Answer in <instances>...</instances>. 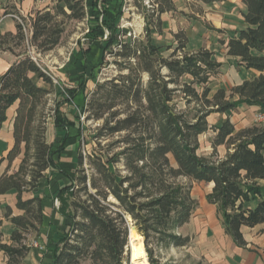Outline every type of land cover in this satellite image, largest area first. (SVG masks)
<instances>
[{
	"label": "trees",
	"instance_id": "1",
	"mask_svg": "<svg viewBox=\"0 0 264 264\" xmlns=\"http://www.w3.org/2000/svg\"><path fill=\"white\" fill-rule=\"evenodd\" d=\"M159 1L170 8L171 0L155 3ZM55 2L30 16L29 35L21 23L16 33L1 34L0 51L13 53L28 44L39 53L51 52L65 33L61 19L83 22L88 10L97 14L104 8L103 19L90 23L89 41L105 53L102 59L114 55L122 60L116 64L128 73L104 83L95 81L93 92L86 86L88 75L82 74L78 86L67 90L54 86L52 77L26 52L0 77V127L17 104L10 166L23 156L16 173L0 178V195L16 194L17 209L23 212L13 217L7 209L12 243L0 245L7 264H24L31 251L29 237L39 236L45 219L43 199L36 196L38 184L59 176L67 183H54L52 198L67 224L65 230L54 229L52 264H130L128 219L145 241L148 264H162L153 246L184 248L191 243L179 231L190 223L199 204L191 186L182 182L185 179L213 185L207 202L216 207L226 234L245 247L242 229L264 225V125L237 130L229 116L214 126L208 118L214 113L230 115L240 106L264 111V0H244L245 29L226 43L230 57L259 75L230 91L213 87L223 66L215 53L189 52L184 33L176 35V48L159 46L152 37V17L146 40H124L127 34L119 28L122 0H91L90 5L86 0ZM158 12L164 9L159 7ZM157 22L160 26V19ZM144 75L149 77L146 86ZM54 91L58 101L47 114L46 99ZM79 93L84 94V103L68 111ZM179 93L186 109L175 102ZM86 114L85 120L104 121L91 139L98 145L91 153L77 141L89 145L81 122ZM51 121L60 130L58 142L49 141ZM72 129L77 138L71 137ZM210 131L215 134L213 154L205 157L199 153L200 137ZM116 136L120 139L102 147ZM76 146V157L67 161L65 152ZM221 147L226 149L223 158L218 157ZM31 193L35 196L25 199Z\"/></svg>",
	"mask_w": 264,
	"mask_h": 264
},
{
	"label": "crops",
	"instance_id": "2",
	"mask_svg": "<svg viewBox=\"0 0 264 264\" xmlns=\"http://www.w3.org/2000/svg\"><path fill=\"white\" fill-rule=\"evenodd\" d=\"M86 2L89 5L91 4V0H86ZM158 3L156 4L155 0H152L151 4L153 9L156 7L164 9V13L159 14L161 25L160 32L157 34L168 37L170 41H167L165 44H157L159 46H172L176 48V35L184 33L188 39L187 50L189 52L193 53L205 49L215 53L217 61L222 63L223 66L221 74L218 76L213 87H223L230 91L234 87L241 85L244 81L259 75L256 71H247L244 67L240 66L239 59L230 57L226 47L229 39L237 37V32L245 29L243 12L246 10V6L244 0H225L213 4H208L201 0H171L170 8L164 4L162 5L160 1ZM39 5L34 0H0V35L16 33L17 24L20 20L17 11L20 12L21 17H27L30 12L40 8ZM12 11L16 15L11 14L13 13ZM32 51H35V49L29 47L28 44L23 49H16L13 53L11 51H0V77L6 74L22 55L26 52L30 54ZM92 54L91 56L94 57ZM79 57H81V54L80 56L72 55L63 66L57 68V71H60L61 74L67 70H72L70 73L73 75L80 73V65L77 64H80V60L82 61V59H79ZM95 59L97 60L96 57ZM78 76V74L77 76H73L74 82L78 80ZM89 83L88 81L86 86L91 91ZM39 84L41 85L42 83L39 82ZM82 103H84V94L79 93L74 102L68 104V111H73L74 107H78ZM250 108L256 110V112L259 111L258 107ZM16 110L17 104L7 111V121L0 127V178L5 174L11 175L16 173L23 157L21 155L16 159L12 166H10V162L7 159L15 145L14 122ZM59 131L55 129L51 121L48 130L50 142L61 140V137L58 135L60 134ZM76 148L77 146L74 149L68 148L69 151L65 152L64 157H67V161H71L76 157ZM54 183H67V181L59 176L54 181L43 179L38 184L36 196L43 199L45 219L41 233L36 237H38L39 244L43 249L34 248L31 246L32 244H29L31 251L25 259L24 264H52V256L49 251L53 242L54 229H66V220L61 218L57 214V211L53 209L54 206H57V201L52 198L53 194L47 197V187L52 186V191L54 192L57 187L56 185L54 186ZM209 186L212 190L213 185ZM34 196L31 193L26 195L25 199L33 198ZM208 206L210 215L200 219L196 217L195 212L190 223L180 230V233L185 234V236L191 235V241H194V235H196V240L194 241L196 243L195 247L201 249L200 254L205 259L206 264H264V225L252 229L243 228L242 232L247 245L239 247L226 234L223 225L217 217L216 207L209 203ZM8 208L12 210L13 217L23 214V212L17 209L16 194L8 193L0 195V245L2 243H12L11 234L13 228L11 218L7 216ZM192 224L200 225L202 228L197 229V231H190ZM7 262V256L0 251V264H7Z\"/></svg>",
	"mask_w": 264,
	"mask_h": 264
},
{
	"label": "rangeland",
	"instance_id": "3",
	"mask_svg": "<svg viewBox=\"0 0 264 264\" xmlns=\"http://www.w3.org/2000/svg\"><path fill=\"white\" fill-rule=\"evenodd\" d=\"M35 2L39 3L40 8L33 10L30 12L27 17H21L20 12L17 11V15L20 18L18 23H21L28 28H26L25 33L29 35L28 29H30V16L35 15L38 11H42L48 8L53 7L56 2L55 0H34ZM122 12L123 16L120 20L119 28L123 33L128 34L127 38H124V40L132 38L147 39V30L150 23H148V17H152V23L154 24V30L152 37L155 38L157 43H167L170 40L168 37L165 36H159L157 33L160 32V26L157 22V20L160 18L159 15V8L151 7L152 0H122ZM102 8V6H101ZM90 9V8H89ZM103 10L98 11L97 14H92L90 10H88V19L84 20L83 22H77V21H67L61 19L60 21H63L65 23V33L62 37L61 44L55 48L53 51L48 53H39L32 51V56L36 57L38 59V63L40 67L43 70H46L50 77H53L54 86H58V84L61 85L64 89H70L72 87H75V85L78 86V80L76 82L73 81V76L78 75H88L89 80V88L91 92H93L96 88V85L94 84L95 81L98 83H104L106 81H111L117 77H119L121 74H127L128 71L122 70L121 67H119L116 64V61L122 62V60L117 59L114 55H106L105 59H102L103 53L98 46L94 43L91 45V42L89 41V27L90 23H95V19L102 20L103 19ZM22 18V19H21ZM24 19V20H23ZM26 20V21H25ZM107 37L109 36V30H106ZM100 50V51H99ZM93 53V54H92ZM80 73H77L76 75H73L70 73L72 70H67L64 73H60V71H57V68H60V66H63L66 61L72 56H80ZM94 55V57L91 56ZM90 58H88V57ZM87 57V59H86ZM97 58V60L95 59ZM86 60H85V59ZM92 58V59H91ZM95 59V60H94ZM102 59V61H101ZM78 61V60H77ZM84 63V64H82ZM103 63V64H102ZM75 64V65H76ZM76 65V66H77ZM85 70V71H84ZM94 70V78H92V71ZM168 72L166 70L163 71V74H167ZM79 79V78H78ZM149 77L148 75L143 76L144 85L146 86L148 83ZM58 82V83H56ZM76 83V84H75ZM172 88L174 86H171ZM47 88H50L47 86ZM51 89V88H50ZM54 90V88H53ZM230 94V93H229ZM56 100L58 101L56 97L55 91L48 96L46 99L47 106H46V113L52 114L53 109L56 105ZM176 103H178V106L180 109H186V102L184 98H182V95L179 93L178 98L175 100ZM66 109V108H65ZM78 113V111H77ZM256 110L251 109L248 106H240L238 107L233 113L230 115H222L214 113L209 118L208 121L211 125H217L222 123L228 116L231 117L232 121L236 124L237 130H242L254 125H264L256 122L255 120ZM88 116L82 115L81 116V122H84L86 125V131L84 132V138L89 141V145H84V143L79 139L77 141H80L79 144L81 147L83 146V150L86 151V153H91L93 148H98L97 141L94 142L91 141L92 137L96 135V132L99 128L102 127L104 124V121H96V120H85V117ZM70 135L72 138H77L78 132L75 129L70 130ZM215 134L213 131L208 132L206 135H203L200 137V150L199 153L205 157H210L213 154V148L211 145L212 139L214 138ZM120 139V136H116L110 140L104 141L102 143V147L107 148V145L109 143H112L114 141H117ZM69 149H73L72 147ZM68 149V150H69ZM120 149H116V151H119ZM226 155V149L224 147H221L218 149V157L223 158ZM86 167L88 165L86 164ZM121 169H123L121 167ZM123 174L125 175V172L123 171ZM182 182L187 183L191 186V194L192 197L197 200L199 207L196 211V217L204 218L210 215L209 213V206L207 203L206 196L210 193L211 188L209 185L205 183H197V182H189L188 180H182ZM51 184V183H49ZM48 188V196H51L53 194L52 186L47 187ZM59 206H54L53 209L57 211ZM130 222V228H135L131 224V220L128 219ZM197 222V221H196ZM202 228L200 225L192 224V227L190 228V231H197V229ZM130 229V232H131ZM180 233V231H179ZM181 234V233H180ZM185 236V234H181ZM191 236V235H190ZM189 236V237H190ZM196 235H194V241ZM36 235H32L29 238V244H33V242H40L37 239ZM191 238V237H190ZM194 241H191L189 246L184 248H165V247H156L153 246L154 249V256L160 260L162 264H206L205 259L201 257L200 251L201 249L198 247L196 248V243ZM136 242H141L145 248V241L143 237L140 235V237L136 240ZM129 247V246H128ZM130 251V264L132 259V249L129 248ZM147 254V251H146ZM148 257V254H147ZM149 261V260H148ZM148 261H141V262H133L135 264H148Z\"/></svg>",
	"mask_w": 264,
	"mask_h": 264
},
{
	"label": "bare ground",
	"instance_id": "4",
	"mask_svg": "<svg viewBox=\"0 0 264 264\" xmlns=\"http://www.w3.org/2000/svg\"><path fill=\"white\" fill-rule=\"evenodd\" d=\"M138 238H139L138 233L134 229H131L130 242L132 249V261L133 262L148 261V257L143 244L141 242H136Z\"/></svg>",
	"mask_w": 264,
	"mask_h": 264
},
{
	"label": "built area",
	"instance_id": "5",
	"mask_svg": "<svg viewBox=\"0 0 264 264\" xmlns=\"http://www.w3.org/2000/svg\"><path fill=\"white\" fill-rule=\"evenodd\" d=\"M30 55L33 58V60L36 63H38V59L36 57L32 56L31 53H30ZM38 65H39V63H38ZM43 71L50 76V74L46 70H43ZM52 79H53V77H52ZM56 83H58V82H56ZM255 120H256V122H258L260 124H264V111H257L256 112V115H255ZM56 204H57V207H58L59 206V203L56 202ZM31 246L34 247V248H39L41 250L43 249V247L38 242H33V244Z\"/></svg>",
	"mask_w": 264,
	"mask_h": 264
},
{
	"label": "water",
	"instance_id": "6",
	"mask_svg": "<svg viewBox=\"0 0 264 264\" xmlns=\"http://www.w3.org/2000/svg\"><path fill=\"white\" fill-rule=\"evenodd\" d=\"M133 229L137 232V230L135 228H133ZM129 248H131L130 236H129V247H127V249L130 250ZM131 264H135V263H133L132 259H131Z\"/></svg>",
	"mask_w": 264,
	"mask_h": 264
}]
</instances>
